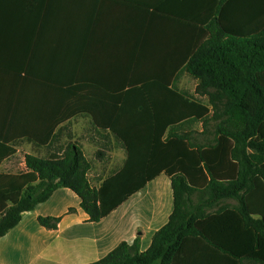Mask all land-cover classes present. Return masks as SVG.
Here are the masks:
<instances>
[{"label":"crops","instance_id":"crops-1","mask_svg":"<svg viewBox=\"0 0 264 264\" xmlns=\"http://www.w3.org/2000/svg\"><path fill=\"white\" fill-rule=\"evenodd\" d=\"M215 5L216 0H0V148L13 151L0 161V173L26 172L25 154L63 135L84 155L89 145L105 146L109 157L90 161L91 168L118 167L116 173L126 149L111 126L120 133L146 132L151 110L141 106L148 100L144 86L173 87L207 103L206 94L197 98L186 89L185 66ZM172 210L171 181L163 171L99 221L88 220L80 198L60 187L0 236V264H86L136 236L144 251ZM39 215L61 219L47 229Z\"/></svg>","mask_w":264,"mask_h":264},{"label":"trees","instance_id":"trees-1","mask_svg":"<svg viewBox=\"0 0 264 264\" xmlns=\"http://www.w3.org/2000/svg\"><path fill=\"white\" fill-rule=\"evenodd\" d=\"M211 17L185 66L207 103L173 87L144 86L148 100L141 106L151 110L146 132L120 133L111 126L127 159L98 188L90 185V163L75 143L62 156L27 154L26 172L0 173V236L57 188H70L88 220L99 221L163 171L173 210L149 247L140 251L136 236L86 264H264V0H216ZM209 121L212 136L198 143L188 128L201 122L204 131ZM12 153L0 148V161ZM190 191H209L211 204L224 197L237 204L196 215L183 210ZM60 219L37 217L47 229Z\"/></svg>","mask_w":264,"mask_h":264},{"label":"rangeland","instance_id":"rangeland-1","mask_svg":"<svg viewBox=\"0 0 264 264\" xmlns=\"http://www.w3.org/2000/svg\"><path fill=\"white\" fill-rule=\"evenodd\" d=\"M187 78L188 79L185 81V86H186V89L188 90L189 93H191L194 96H197V98H199V95L201 96V95L205 94V93H200V92L196 91L197 80H195V78L192 75L189 74ZM206 98H205V100H206ZM188 129L193 130L192 136H193V138H195V140L198 143H201V142L204 143L205 137H211L212 136L211 133L214 130V122L209 121L206 128L204 129V131H203V125L201 122L192 123ZM200 129H202V131L198 132V130H200ZM66 142H67L66 136L63 135L61 138H59L53 144H50L47 146L45 145L42 147V150H38L37 152L35 150H30L28 153L25 154V156L27 154L35 155V156H39V157L62 156L65 152L67 144L71 143V142H68L66 144ZM25 156H24V158H25ZM84 156L90 163V168L86 172V177L88 178V181H89L91 186L95 184L94 182L96 179L103 178L104 176L109 177V175L112 176L113 173L118 169V167H114V168L112 167V168H108V169H111L109 171L108 169L104 168L103 166H99V165H98V167L95 166L94 162H93L94 167L91 168L92 162H90V161L95 160V164L97 162H100V161H102L104 163L105 159L107 157H109L107 149L105 146L96 147V145H95V146L91 147V145H89L88 149L85 151ZM126 159H127V152H126ZM116 161H117V163H119L118 160H116ZM87 173L89 174V176H87ZM211 199H212V197H211V193H209V191L186 192L183 195V205H182L183 210H186L187 212H191V213H197L196 215H201V214L204 215V214L212 213L213 211H215L220 206H235L237 204V200L234 198H230V197L221 198L220 200L215 201L213 204H211ZM205 205H209V206H205ZM195 209H197L199 211L197 212Z\"/></svg>","mask_w":264,"mask_h":264}]
</instances>
